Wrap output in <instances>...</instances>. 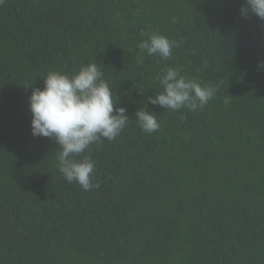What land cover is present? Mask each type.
Segmentation results:
<instances>
[{
    "label": "trees",
    "instance_id": "obj_1",
    "mask_svg": "<svg viewBox=\"0 0 264 264\" xmlns=\"http://www.w3.org/2000/svg\"><path fill=\"white\" fill-rule=\"evenodd\" d=\"M242 3L0 4V264H264V20ZM153 32L177 41L171 58L139 48ZM89 62L132 120L84 153L99 181L84 191L31 134L28 99ZM170 67L215 95L195 112L147 103L161 126L145 133L135 113Z\"/></svg>",
    "mask_w": 264,
    "mask_h": 264
},
{
    "label": "clouds",
    "instance_id": "obj_2",
    "mask_svg": "<svg viewBox=\"0 0 264 264\" xmlns=\"http://www.w3.org/2000/svg\"><path fill=\"white\" fill-rule=\"evenodd\" d=\"M3 2L0 0V4ZM239 14L243 19L255 15L264 20V0H243ZM176 46V40L157 32L139 44L148 56L161 59L171 58ZM137 60L143 63L140 57ZM257 67L264 69V61H258ZM103 75L92 62L71 74L49 71L44 76V87L33 88L28 99L31 134L54 139L60 145L57 155L60 173L68 183L75 182L84 191L99 187V181H95L96 162L84 153H90L93 144L115 140L132 120L126 108L118 106L113 89ZM158 80L162 91L149 96L135 113L139 128L148 134L157 132L161 125L158 116L148 110L147 103L173 112L185 108L195 112L206 106L216 92L214 87L180 75L171 67ZM81 154H84L81 159L74 158Z\"/></svg>",
    "mask_w": 264,
    "mask_h": 264
}]
</instances>
